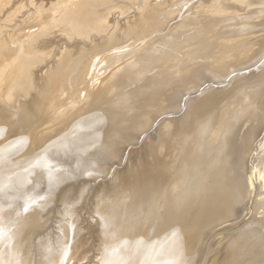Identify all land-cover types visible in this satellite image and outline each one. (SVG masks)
Masks as SVG:
<instances>
[{"label":"bare ground","instance_id":"bare-ground-1","mask_svg":"<svg viewBox=\"0 0 264 264\" xmlns=\"http://www.w3.org/2000/svg\"><path fill=\"white\" fill-rule=\"evenodd\" d=\"M116 1L0 0V264H264V88L227 128L209 112L225 104L201 78L186 82L248 60L264 21L212 27L218 11L236 12L223 0H140L128 15L134 0ZM175 84L191 93L173 116ZM144 136L97 188L89 234L76 202L53 216L75 175L63 156L90 176Z\"/></svg>","mask_w":264,"mask_h":264},{"label":"rangeland","instance_id":"rangeland-1","mask_svg":"<svg viewBox=\"0 0 264 264\" xmlns=\"http://www.w3.org/2000/svg\"><path fill=\"white\" fill-rule=\"evenodd\" d=\"M181 1H182L181 5H186V3H187L186 1H188V0H181ZM238 1L240 2V5H238V7L236 8V5H233V3L230 0H223V2H222L223 5L230 7L231 11H236V12L235 13H233V12H225V13L221 12L220 13V11H218L216 14L213 13L214 15H212V17L209 18V19L213 20L212 27L216 28L218 25H222V26H232L235 28H241L242 25H245V24L249 25L252 21H255L256 19L260 20L261 22L264 21V9H263L264 8V0H249V1L238 0ZM115 2H117V1L115 0ZM118 2L120 3V1H118ZM138 2H140V0H134L132 3L130 2L131 5L127 6V9H125L126 14H125V11H124V13H121V11H119L118 8H115V10L113 9L112 11H110L111 13L109 12L110 17L112 14H113L112 16L115 15L116 17H119V18L123 14H125V15L130 14V12H131L130 9L132 7H135ZM249 5H250V8H247ZM167 6L170 7L172 5L168 4ZM188 6L189 5H187L183 9V12L188 8ZM260 10H262V11H260ZM109 26H110V24H108L105 27V29H108ZM237 26H239V27H237ZM155 29H156V27L151 29L152 31H154V32L151 31V33L155 34V32H156ZM248 29H251L252 31H254V30H256V27L249 26ZM160 38H163V36ZM261 42L262 41H260L258 45L256 44L254 48H251L252 50H251L250 54L247 53L246 56L250 55L249 59L247 58L248 60H246L240 64H237V65L235 64L236 62H230L227 65H225L224 68L222 69L223 74L221 76H214V75H216L215 73L211 76H208V75L212 74V72L207 73L208 71L206 68L199 67L195 71L193 78L190 80H186V82H189V84H191L190 82L195 81V83H196L198 81V79L200 80V78H201L202 81L199 84L198 88L204 87V86H205L204 88L208 87L207 89L202 90L203 92L208 90L206 92V93H208L206 96L210 99H213L215 104L216 103L218 105L219 104H225V106L219 105V107H217L216 109L209 110V112L215 111L214 116H220L219 118H220V120H222V122L226 121L227 123L225 126H227V128H230L232 126V124H234V120L237 119V115L240 114L242 112V110L244 109V107H243V106H245L244 103L248 102V100H246V98L248 97L247 94H249V93L252 94L254 91H256V93L258 94L261 91V89L264 88V67L262 70V69L258 68L259 67L258 65L252 66V64H254L253 63L254 59L256 57H258L259 53L261 51H263V49H264V44L262 46H259ZM262 54L259 55V57L262 56ZM236 61H238V60H236ZM247 66H252V67H249L252 69L247 70V72L251 71L250 73L246 72V74H244L241 77H239V75H235V74L239 73L240 71H244V69H247L248 68ZM254 68L259 69L260 71L257 74H253L252 71ZM142 73H144V71ZM217 73L219 75L222 72H217ZM202 77H204V78H202ZM175 86H177L175 88V90H173L171 95L168 96L170 106L178 105V109L176 111L174 110L173 116H175L176 113L179 112L180 109H182L184 107L183 104H185L186 101H188V97L190 96V93H191V92H189V93L183 92V89L185 88L184 85L179 84V86H178L175 84ZM211 86H213V87H211ZM193 90H195V89H193ZM254 95H256V94H254ZM238 98L241 99V105L240 106H234V105H236L235 101H238ZM183 102H185V103H183ZM187 106L184 108V110H182V115H181L182 118L186 116L185 112L187 110L186 108H188ZM227 107L229 109L228 111H226ZM228 112H229V115H228ZM214 116H212V117H214ZM175 118H179V117H175ZM227 118H229V119H227ZM155 119H156V117H155ZM207 119H205V120H207ZM181 122H182V120H172L171 123L174 125H179ZM231 122H233V123H231ZM223 123H225V122H223ZM259 132L257 134H259ZM138 136L140 137V135H138ZM144 138H145V136L141 140H136L133 142L128 141L126 144L124 143L123 150H121L122 153L119 156L118 155H115L114 157H112V156L110 157L109 155H108V157L106 155H104V157L101 156L102 157L101 162H98L94 174L90 175V176L85 174L82 166H80L82 164L79 165L77 160L75 158L73 159V156L68 154V155H65V157L64 156L62 157L60 155V158L62 157L61 162L63 163V165L66 166V168L68 169L69 172L73 171V173L75 175H72L73 177L70 175V178H67L65 180L66 182L63 181L61 183L62 185L60 184L61 186L57 190L59 193L56 191V196L54 197L55 201L53 199L52 204H51V206H52L51 210H52L53 216L56 217L58 215V213L55 212L57 210V209L55 210V207H58V209H62V203L63 202H68V201L74 202V203L76 202L75 206H81V207H80V209H77V212L78 211L79 212L76 213V211H75V213L78 214L77 216H79V218L85 219L83 221L82 225H87L89 223L87 226V229L85 231H83V234H86L88 231L90 232V228H91L90 225L93 224L92 223L93 217L91 216V213L89 210H90V207L92 206V203H94V200H95L94 196H95V193L97 192L96 191L97 188L100 187V184L104 180L107 182L109 179V176H111L119 166H122V164L124 162L125 163L127 162V159L131 155L133 148L134 149L135 148L136 149L137 148L142 149ZM259 138L260 139L258 141H264V132L262 133V135ZM257 145L258 144H254V147L257 148ZM214 147H217L219 149H215L216 151H212V149L210 148L208 151H212V152H210L212 154L216 152L215 159L217 161H219V160L222 161L223 158L225 159L224 156H226V155L223 156V154H221L222 145L220 144L219 146H214ZM84 155L86 156L88 154H84ZM97 157H98V155H97ZM139 157L140 156L138 154L134 156V158H139ZM251 157L252 156H250V162L252 163L253 161H252ZM63 159H64V161H63ZM72 162L74 164H72ZM70 164H72L74 166H72ZM77 165H78V167H77ZM80 168H81V171H80ZM84 169H85V167H84ZM85 182L87 183L88 189L81 192L80 189L83 187V185H84V189L86 187ZM68 183L70 184V187L68 188V189H70V191H69L68 195H66V197H64L63 200L61 201L59 199L60 192L62 191V188L65 185H68ZM253 191H255V188H253ZM108 197H109L108 195L102 196L101 200L104 198L107 199ZM86 220L88 223L86 222ZM238 220L241 221L242 218L237 219V222H238ZM50 223H52V220ZM262 225L264 226V223ZM262 225L259 227L258 233L259 234L262 233L261 235L264 236V233H263L264 227ZM235 227H236V225H234L231 228L233 229ZM87 234H89V233H87ZM89 241L90 240H88V242Z\"/></svg>","mask_w":264,"mask_h":264},{"label":"snow or ice","instance_id":"snow-or-ice-1","mask_svg":"<svg viewBox=\"0 0 264 264\" xmlns=\"http://www.w3.org/2000/svg\"><path fill=\"white\" fill-rule=\"evenodd\" d=\"M3 235H4V231L2 228H0V237H3Z\"/></svg>","mask_w":264,"mask_h":264}]
</instances>
